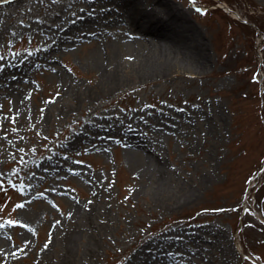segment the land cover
I'll return each instance as SVG.
<instances>
[{"label": "rangeland", "instance_id": "rangeland-1", "mask_svg": "<svg viewBox=\"0 0 264 264\" xmlns=\"http://www.w3.org/2000/svg\"><path fill=\"white\" fill-rule=\"evenodd\" d=\"M166 1L196 31L207 59L182 60L168 50L171 73L146 81L135 65L158 43L139 39L113 0L0 2V24L8 27L0 36V74L14 78L20 67L16 83L25 89L21 101L0 89V264L58 259L63 229L81 221L77 212L89 204L97 223L108 219L90 264H130L133 251L132 264H143L151 249L154 264L162 257L264 264V0ZM86 16L103 34L84 35L87 25L77 27L80 35L67 32ZM104 57L123 76L119 89L89 109L75 102L69 113L43 121L48 109L73 103L69 86L101 88ZM125 131L139 134L165 163L159 192L142 170L144 157L120 142ZM183 184L198 186L180 204ZM160 192L172 205H162ZM209 228L223 238L198 231L207 237L202 246L184 240ZM163 235L180 243L153 247ZM87 239L88 232L75 264H86L80 255Z\"/></svg>", "mask_w": 264, "mask_h": 264}, {"label": "bare ground", "instance_id": "bare-ground-1", "mask_svg": "<svg viewBox=\"0 0 264 264\" xmlns=\"http://www.w3.org/2000/svg\"><path fill=\"white\" fill-rule=\"evenodd\" d=\"M113 1L123 6L126 20L130 21V25L135 27L139 39L146 41L147 38H150V41L153 42V40H155L158 43L156 46L158 50L155 54H145L140 61L136 63L135 67L138 68L136 76L139 78V81L158 79L170 74L174 68V64L169 55L170 51L180 54L182 60L197 59L205 61L207 59V53L205 52L196 31L194 30L193 32L183 16L166 0H149L150 2H148V4L150 5L148 7L138 2L139 0ZM94 20H96L94 16H86L84 20L79 21L76 25L67 27V32L80 35L81 32L77 27L87 25V30L84 32V35H93L96 33L103 34L102 28L96 26L95 22L91 23ZM45 26L46 24H41L39 29H45ZM99 30L100 32H98ZM6 31H8V27L1 23L0 36ZM10 34L11 36H14L15 32L11 31ZM102 36L103 38H109V36ZM57 41L60 43L64 41L62 35H59ZM99 62L102 75L101 88L80 91L78 88L76 89L69 86L68 88H71L69 95H71L70 97L72 98L73 103L69 105H61L58 109L55 108L56 110L48 109L43 121L46 119L49 121L52 115L56 113H69L75 106V102L81 103L82 101H86L87 106L85 107L89 109L88 106H91L97 98H100L103 95H112L119 89L123 82V76L120 75L117 66L108 63L106 57L102 58ZM177 65L179 67L183 66V64ZM20 71L21 68L19 67V69L16 70L17 75L14 78H11L8 73L0 74V89L2 92L4 91L5 94L13 95L18 101L22 100L25 90L23 85L16 83L17 80L22 77L19 73ZM57 75L62 86H65L66 81H64L62 77V73L57 71ZM52 111L55 112L53 113ZM123 134L120 136V142H122L126 148H130L131 151H135L144 157L142 170L149 174L150 180H155L156 190L159 192L163 188V185H165V181L163 180L166 173V167L162 158L151 150L150 146L142 140V137L139 134L133 133L132 131H125ZM205 178L204 175L201 182L204 181ZM194 186V188L187 187L186 184H183L182 187H184V190L183 193L177 197L179 198V201L177 202L183 204L191 199L194 195L195 188L198 185L195 184ZM160 194L162 196L161 203L162 205L164 204V207L169 206L170 204L172 205L169 199L167 200L164 195H162V192H160ZM77 213V215L81 216V221L79 219V221L74 224L67 225L60 235V244L62 246L60 257L55 260H53L54 258L46 257V259L42 260V264H75L79 257L77 254L79 241L86 232H88V241L82 248L83 250L80 258L86 264H90L91 261L95 259L100 242L102 241V234L105 233L104 226L108 220L107 216L103 217L100 215L103 218L97 223L96 219H98L99 212L97 211L96 206L92 204L79 208ZM198 231H206V233H209L210 236H212L211 241L214 240V242H216V240L219 241V239L224 236L222 230L219 228H209V230L197 229L192 233L184 234V240H189L190 243L194 242L197 246H202L203 239H207V237L205 236L204 238L203 234ZM144 242L145 241L142 239L136 241L135 244L141 245ZM166 243L173 244L180 243V241L173 236L163 235L155 241L153 247H163ZM185 251L190 253L192 249L190 248L189 251L185 249ZM132 254L133 256L130 258V264L137 259L135 258L136 252L133 251ZM156 254V251L152 249L149 250L147 255L142 256L143 264H154V257ZM156 264L186 263H177L170 257H162Z\"/></svg>", "mask_w": 264, "mask_h": 264}, {"label": "snow or ice", "instance_id": "snow-or-ice-1", "mask_svg": "<svg viewBox=\"0 0 264 264\" xmlns=\"http://www.w3.org/2000/svg\"><path fill=\"white\" fill-rule=\"evenodd\" d=\"M0 2H4V0H0ZM201 11H202V10H201ZM8 43H11V41L9 40ZM0 67H3V65L0 64ZM19 222H20V221H15V220L10 221V223H13V224H15V223H19Z\"/></svg>", "mask_w": 264, "mask_h": 264}, {"label": "trees", "instance_id": "trees-1", "mask_svg": "<svg viewBox=\"0 0 264 264\" xmlns=\"http://www.w3.org/2000/svg\"><path fill=\"white\" fill-rule=\"evenodd\" d=\"M259 27V26H258Z\"/></svg>", "mask_w": 264, "mask_h": 264}]
</instances>
